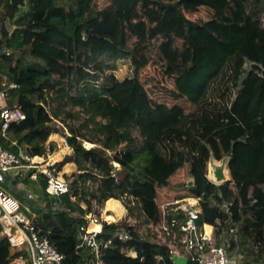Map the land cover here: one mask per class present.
<instances>
[{
  "label": "trees",
  "instance_id": "obj_1",
  "mask_svg": "<svg viewBox=\"0 0 264 264\" xmlns=\"http://www.w3.org/2000/svg\"><path fill=\"white\" fill-rule=\"evenodd\" d=\"M2 3L0 61L7 66V80L18 85L8 90V101L21 105L26 118L0 132L1 145L17 152L34 143L28 152L36 154V144L58 131L41 103L45 79L57 76L70 87H84L79 98L68 96L84 115L67 140L79 172L56 208L48 204L36 217L40 233L50 230L52 245L65 255L62 264H83L75 250V225L84 221L80 215L86 209L71 195L90 208V199L101 203L127 192L138 217L156 220L155 185L162 200L175 198L170 185L188 164L202 197L198 223L215 226L218 234L239 226L242 237L264 253V73L251 67L257 63L264 70V0H107L103 8H94L95 0ZM188 10H203L205 20L188 18ZM7 18L15 25L11 32ZM157 38L171 88L151 95L140 74L150 62L145 53L150 41ZM26 53L30 60L22 57ZM106 56L111 62L103 60ZM125 58L133 74L120 79L112 70ZM86 141L94 146L85 148ZM224 156L230 178L217 185L206 177V164ZM97 175L100 184H86ZM116 228L104 224L100 236L111 237ZM122 246L136 256L121 252ZM16 256L0 238V264ZM169 256L166 247L135 236L113 237L104 251L106 264H169ZM247 264H264V254Z\"/></svg>",
  "mask_w": 264,
  "mask_h": 264
},
{
  "label": "built area",
  "instance_id": "obj_2",
  "mask_svg": "<svg viewBox=\"0 0 264 264\" xmlns=\"http://www.w3.org/2000/svg\"><path fill=\"white\" fill-rule=\"evenodd\" d=\"M5 51L6 54L11 53L9 49ZM5 78L7 80V76L3 77L0 86V132L2 135L11 123H20L26 118L21 105L8 101V90L17 88L18 85L15 82L5 84ZM57 164L58 162L50 160L49 152L46 156L31 154L22 149L13 152L0 143V184L4 182L8 174L21 179L27 178L31 184L37 181L38 176H42L46 183L45 198L41 199L40 203L44 206L49 203L53 209L57 206V199L71 191L70 181L57 169ZM114 164L119 167L117 163ZM210 181L217 185L223 183L221 179ZM27 190V197L37 201L34 193ZM195 196L194 203L187 201L186 196L166 201L159 200L156 220L148 218L145 214L138 217L136 208L134 213H131L129 205L122 203L119 198L109 197L98 203L96 199H90L88 196L91 207L82 205L86 209L80 215L84 221L77 222L75 225V250L83 264H106L104 251L113 237L126 241L135 236L166 247L171 259L169 264H235L230 253V244L218 238L215 226L198 223L202 197L200 193H195ZM73 197L71 195V198ZM112 198L121 203V212L105 209V203ZM109 216L113 219H109ZM36 217L25 212L20 201L0 186V238H6L12 252L17 254L4 264L63 263L65 255L52 245L49 237L51 231L40 233V228L36 225ZM140 222L141 225H139ZM104 224L117 225L113 236L108 238L100 236ZM206 226L210 227V231H207ZM120 251L136 256L133 249L124 246ZM158 258L160 259L161 256ZM178 258H185V263L178 262Z\"/></svg>",
  "mask_w": 264,
  "mask_h": 264
},
{
  "label": "rangeland",
  "instance_id": "obj_3",
  "mask_svg": "<svg viewBox=\"0 0 264 264\" xmlns=\"http://www.w3.org/2000/svg\"><path fill=\"white\" fill-rule=\"evenodd\" d=\"M9 3L12 4V0H8ZM24 3V2H22ZM0 13L3 12L6 9V3H2ZM107 5V0H95L94 8H103ZM186 16L188 18H191L195 21H204L206 14L202 11H186ZM6 25L11 32L15 25L13 24V21L10 19H6ZM134 37H130L128 39V45L129 47H132L134 42ZM161 41V38L152 39L149 44L148 50L145 52L148 56L150 62L147 66L143 68L141 71L140 77L142 81L145 84V87L150 92L151 95L157 94L156 92L164 93L165 90L170 89V84L168 83L167 76L164 74V68L162 65V62L159 59L158 54V44ZM177 46L181 45V41L178 40L176 42ZM20 56V53H17V57ZM22 57H25L24 59H31V56L26 53ZM103 60L105 62H111L109 57H104ZM247 67V65H245ZM1 68H6V65L4 63L1 64ZM112 72L115 74L117 78H124L126 76H130L133 74V65L131 63V60L129 58L125 59H119L115 63V68L112 70ZM98 78L100 81V77L94 76V78ZM94 78H89L88 83L95 82ZM3 78H0V82L2 84ZM6 80V78H5ZM6 82V81H5ZM84 87H79V90L76 89V86L70 87L68 82L66 80H61L57 76H50L49 78L45 79L44 82V89L43 92L45 93V100L44 104L46 109L49 111L50 114L53 115V121L51 122V125L56 128L59 132V135H62L63 140L71 136L72 130H75L80 123L82 122L84 115L79 112L78 106H72L71 102L68 100V96H72L77 94L78 98L82 95ZM80 94V95H78ZM61 101V102H60ZM70 110L74 113V117L68 116L67 112H70ZM58 113V114H56ZM133 135L136 137L137 144H140L141 138L139 135V131L136 128L132 129ZM50 140V137L49 139ZM48 142V141H47ZM47 142L44 144V146L47 144ZM86 144H90L88 142H84L85 148H90V146H87ZM32 146V145H31ZM26 148V146L24 147ZM44 149V147H42ZM48 148V147H47ZM53 148L57 149L58 146L56 143H53ZM123 148V147H121ZM50 150V148H48ZM47 149V151H49ZM42 150V149H41ZM110 154V153H109ZM60 161L64 160V157L60 156ZM228 160L229 156H224L221 160H215L214 158H211L207 164H206V173L207 177L210 178V180L217 179V171H221L222 177L221 182H224L230 178L229 169H228ZM70 163V162H68ZM185 171V172H184ZM184 175L180 176V178L176 179L175 183L171 184V188L174 190L175 197H182L186 196L187 201L194 203L196 196H195V190H198L195 185V179L193 173L190 171L189 164L186 165V168L184 170ZM60 172L66 176V179L69 181H72L73 177L70 176V173L64 171V166H61ZM75 175L78 173L75 168ZM74 175V176H75ZM69 177V178H67ZM215 177V178H214ZM96 179H94V176L91 178V181L87 182L86 184H90L91 186H97L99 180V176H95ZM12 183V182H11ZM9 182L8 179H5L3 183L0 184V186L7 192L14 195L22 204V209L25 212H33L35 213L38 209L41 210V204L38 203L39 200L43 199L45 197V193L43 188L41 187H34L33 193L37 197V201L31 200L27 197L28 190L25 188L20 187L19 193H15L14 186ZM215 183V182H214ZM156 189V197L155 201L156 203L160 204V201L162 200V196L159 194L158 186L155 185ZM199 191V190H198ZM72 199L83 204V200L79 199L78 195H75ZM120 201L124 204H128L129 207L135 209L136 201L133 199L129 193L125 192V194L121 195L119 197ZM169 200V199H168ZM141 225V222L139 223ZM221 241H226V244H231V242H234L235 245L231 249L230 253L232 258L235 261V264H247L248 260H251L257 256L261 257L263 252L260 253V250L256 243L252 241L249 237H242V233L239 231V226H229L221 231H219V234L217 235Z\"/></svg>",
  "mask_w": 264,
  "mask_h": 264
},
{
  "label": "crops",
  "instance_id": "obj_4",
  "mask_svg": "<svg viewBox=\"0 0 264 264\" xmlns=\"http://www.w3.org/2000/svg\"><path fill=\"white\" fill-rule=\"evenodd\" d=\"M0 10H1V5H0ZM1 61H0V65H1ZM6 69H7V66H6V68H5V71H6ZM4 69L3 68H1L0 67V78H3L4 76H7L5 73H3L4 71H3ZM2 80V79H1ZM3 81V80H2ZM7 83H11V82H14V81H8V80H5ZM4 81V83L6 84V82ZM2 84H1V82H0V86H1ZM10 90V89H9ZM44 106H45V104H44V100L41 102ZM55 135L56 136H58V137H62V135H59V132L58 131H56V132H53V133H51L50 134V140H47L46 142H47V144L44 146V144L46 143H43V144H40V143H37L36 145H37V147L39 148V150H40V152L39 153H36V154H38V155H41V154H43L44 156H46V154L49 152L50 153V155L51 154H53V153H55V151L56 152H58V151H60L61 150V142H60V140L58 139V138H56L55 137ZM49 137H48V139H49ZM63 138V137H62ZM13 142V144H15L16 143V140H13L12 141ZM60 142V143H59ZM87 142V141H86ZM53 143H56L57 144V146H58V148L57 149H54L53 148V146H52V144ZM65 143L67 144V146L69 147V145H68V143H67V139L65 140ZM91 144V147L92 146H94V144H92V143H90ZM32 146H35V144L33 143V144H31ZM31 145H24V146H20L19 147V149H22V150H25V151H28V149H31L32 148V146ZM26 146V148H24ZM42 147H44V149L42 148ZM50 148V150L48 149V148ZM71 150H72V159L70 160L69 158H67V156L65 155V154H60L59 156H58V160H57V162H58V164H57V166H60V169H61V166H63V162L66 160V161H68V162H70V163H72L73 165H74V167L76 168V171H78L79 172V170H78V168H77V166H76V164H75V162L73 161V158H74V151H73V149L71 148V147H69ZM42 149V150H41ZM47 149L49 150V151H47ZM59 149V150H58ZM60 156H62V157H64V160L63 161H60ZM60 169H58V170H60ZM75 171L74 172H72V173H70V176H72V177H74V175H75ZM65 178H66V176H64ZM6 179H8L9 180V182L14 186V188H15V193H19V188L20 187H22V188H25V189H29V190H33V188L34 187H44L43 185H42V181L44 180V178L42 177V176H38V179H37V181L36 182H33L32 184L30 183V181L27 179V178H24V179H21L20 177H15V176H13L12 174H8L7 175V178ZM44 182H45V180H44ZM46 184V183H45ZM43 190H44V188H43ZM33 192V191H32ZM45 193V192H44ZM45 197H43V199H44ZM74 200V199H73ZM38 203L39 204H41L40 203V200L38 201ZM49 204V203H48ZM47 204V205H48ZM83 204L84 205H86L85 204V202H83ZM82 204V205H83ZM79 205L82 207V208H84L80 203H79ZM42 208H41V210H37L35 213H33V212H29V213H31V214H33V215H35V216H37L38 214H41V212L42 211H46L47 210V208H50V206H44L43 204H41L40 205ZM85 209V208H84Z\"/></svg>",
  "mask_w": 264,
  "mask_h": 264
},
{
  "label": "bare ground",
  "instance_id": "obj_5",
  "mask_svg": "<svg viewBox=\"0 0 264 264\" xmlns=\"http://www.w3.org/2000/svg\"><path fill=\"white\" fill-rule=\"evenodd\" d=\"M55 137L58 138L61 142V150L58 152L55 151V153L51 154L50 160L53 162H55V161L57 162L58 156L60 154H65L67 156V158H71L72 157V150L67 146V144L65 143L63 138L58 137L56 135H55ZM63 166H64L65 172L72 173L75 171L74 165L72 163H68V161H66V160L63 162ZM105 209L106 210L113 209L119 213L122 211V206H121V203L119 202V200L112 198V199L107 200V202L105 203ZM109 219H113V217L109 216ZM206 229H207V231H210L209 226H206Z\"/></svg>",
  "mask_w": 264,
  "mask_h": 264
},
{
  "label": "water",
  "instance_id": "obj_6",
  "mask_svg": "<svg viewBox=\"0 0 264 264\" xmlns=\"http://www.w3.org/2000/svg\"><path fill=\"white\" fill-rule=\"evenodd\" d=\"M12 1H13V3H17V2L22 3V2H24V0H12ZM251 67L264 73V70L262 69V67L259 64H257V63H252ZM69 159L71 160L72 157L69 158ZM216 174H217V179H221V177H222L221 176L222 175L221 171H217ZM195 193L199 194V191L195 190ZM177 261L180 262V263H185L186 259L185 258L184 259L183 258H178Z\"/></svg>",
  "mask_w": 264,
  "mask_h": 264
}]
</instances>
